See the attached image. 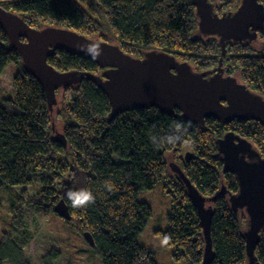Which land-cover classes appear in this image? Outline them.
<instances>
[{
	"label": "trees",
	"instance_id": "trees-1",
	"mask_svg": "<svg viewBox=\"0 0 264 264\" xmlns=\"http://www.w3.org/2000/svg\"><path fill=\"white\" fill-rule=\"evenodd\" d=\"M190 1L0 0V7L37 30L61 27L112 43L111 35L122 51L135 58L162 50L198 72L214 71L221 48L217 38L198 36V19ZM239 1L226 0L223 12H234ZM257 43L258 48L253 43L227 44L222 69L264 98V32L259 33ZM9 64L20 70L13 77V94L0 104V187L12 191L29 185L31 176L48 177L35 195L24 192L15 196L12 230L22 231L30 239L24 206L54 212L57 202L63 200L72 218L64 222L92 236L95 246L91 250L103 264H156L149 250L138 244V236L153 215L150 205L140 203L138 196L164 182L171 202L170 227L158 233L163 240L170 238L166 246L176 248L175 260L202 264L206 244L199 212L183 181L170 169L172 161L201 193L204 207L213 208L210 233L215 258L211 264H246V214L230 208L228 197L239 188L232 174H224L216 142L234 133L264 157L262 124L206 119L204 126L190 125L181 120L178 111L169 116L156 108L121 114L111 121L108 97L87 80L59 91L60 102L53 114L44 89L27 73L0 26V75ZM48 64L60 72H101L95 62L64 51H57ZM56 121L61 124L66 149L54 141ZM187 152L192 154L190 162L184 158ZM67 171L68 179L62 182ZM81 189L89 190L95 202L74 208L66 193ZM1 242L0 264H31L12 232H4ZM255 253L259 264H264V232ZM61 257L60 251H49L42 263L53 264Z\"/></svg>",
	"mask_w": 264,
	"mask_h": 264
},
{
	"label": "water",
	"instance_id": "water-1",
	"mask_svg": "<svg viewBox=\"0 0 264 264\" xmlns=\"http://www.w3.org/2000/svg\"><path fill=\"white\" fill-rule=\"evenodd\" d=\"M190 4L195 6L198 36L218 39L221 59L214 71L198 72L189 63H181L162 50H150L135 58L116 43L90 39L73 30L54 26L37 30L2 7L0 26L19 53L27 73L44 89L52 113L59 91L87 80L108 97L111 121L121 114L156 108L169 116L178 111L181 120L190 125L204 126L206 119H215L225 124L235 120L255 121L264 126V98L222 69L227 44H251L264 32V0H241L234 12H225L222 17L214 12L209 0H191ZM57 51L89 59L101 72L95 75L77 70L60 72L48 64ZM54 141L67 148L63 134L56 133ZM216 146L224 174H232L239 188L228 197L230 208L246 214L243 230L246 264H259L255 251L264 232V157L252 143L234 133L218 139ZM184 158L190 162L191 152ZM170 168L185 184L199 212L206 244L202 264H211L215 258L210 233L213 208L204 207L206 201L178 165L171 162ZM54 208L57 216L72 221L70 208L63 200ZM83 237L90 248L95 246L88 232Z\"/></svg>",
	"mask_w": 264,
	"mask_h": 264
},
{
	"label": "rangeland",
	"instance_id": "rangeland-1",
	"mask_svg": "<svg viewBox=\"0 0 264 264\" xmlns=\"http://www.w3.org/2000/svg\"><path fill=\"white\" fill-rule=\"evenodd\" d=\"M108 36L112 44H115L114 38L111 35ZM253 44L256 48L260 47L256 42ZM19 70L20 67L9 64L5 73L0 75V104H3V98L13 94V77L18 74ZM59 102L60 98L58 97ZM56 106L53 114L57 111ZM55 124L57 125L55 131L61 134V124L58 121ZM168 159L172 160L171 155H168ZM66 160L69 161V156H66ZM63 174L62 182H66L68 171ZM29 179V185L14 187L12 191L0 187V244L4 232H12L14 240L22 247L26 259L31 264H44L42 263V257L48 254L49 251H60L62 254L60 260L54 261L53 264H103L95 251L91 250L92 248L84 239L83 234L67 225L55 212L46 213L43 208L25 205L23 220L25 229L30 234V239H27L22 231L11 229V219L13 217L11 207L16 200L15 196H19L24 192L35 195L48 177L34 175ZM139 193L138 201L148 203L153 215L146 224L144 231L138 236V244L149 250L150 256L154 258L156 264H188L185 260L177 261L172 257L176 248L166 246L163 243L162 236L158 233L160 231L166 232L170 227L168 218L171 202L170 195L165 190L164 182H159L152 190H144ZM4 264H7V262Z\"/></svg>",
	"mask_w": 264,
	"mask_h": 264
},
{
	"label": "clouds",
	"instance_id": "clouds-1",
	"mask_svg": "<svg viewBox=\"0 0 264 264\" xmlns=\"http://www.w3.org/2000/svg\"><path fill=\"white\" fill-rule=\"evenodd\" d=\"M68 199L71 201L72 206L74 208L76 207H86L89 204H92L95 202V198L92 195V193L87 189H81L79 191L73 192L69 190L66 193ZM169 237L165 236L163 243L167 244L169 242Z\"/></svg>",
	"mask_w": 264,
	"mask_h": 264
},
{
	"label": "flooded vegetation",
	"instance_id": "flooded-vegetation-1",
	"mask_svg": "<svg viewBox=\"0 0 264 264\" xmlns=\"http://www.w3.org/2000/svg\"><path fill=\"white\" fill-rule=\"evenodd\" d=\"M241 1V0H240ZM239 1V2H240ZM209 2L211 3V4H213V7H214V12L216 13V14H218L220 17H222L223 16V14L222 13H225V12H223V10H225L226 8V6L228 5V3L226 2V0H209ZM195 7V6H194ZM220 12H222V13H220ZM203 37V36H202ZM201 37V38H202ZM203 38H209V37H203ZM218 40V39H217ZM256 42V41H255ZM254 43V42H253ZM252 44V43H251ZM225 58V57H224ZM225 70V69H224ZM225 74H227L226 73V71H225ZM179 113V112H178ZM180 114V113H179Z\"/></svg>",
	"mask_w": 264,
	"mask_h": 264
}]
</instances>
